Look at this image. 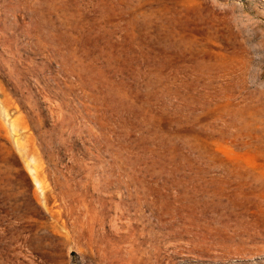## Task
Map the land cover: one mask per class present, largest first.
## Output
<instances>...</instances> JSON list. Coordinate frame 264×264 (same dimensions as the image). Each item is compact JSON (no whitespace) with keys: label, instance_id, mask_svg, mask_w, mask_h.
Segmentation results:
<instances>
[{"label":"rangeland","instance_id":"1","mask_svg":"<svg viewBox=\"0 0 264 264\" xmlns=\"http://www.w3.org/2000/svg\"><path fill=\"white\" fill-rule=\"evenodd\" d=\"M0 200V264H264V0H0Z\"/></svg>","mask_w":264,"mask_h":264},{"label":"trees","instance_id":"2","mask_svg":"<svg viewBox=\"0 0 264 264\" xmlns=\"http://www.w3.org/2000/svg\"><path fill=\"white\" fill-rule=\"evenodd\" d=\"M14 169H20V170H23L22 164L19 163V165L13 167V170H14ZM2 203H3V201L0 200V207H1ZM0 211H1V210H0Z\"/></svg>","mask_w":264,"mask_h":264}]
</instances>
